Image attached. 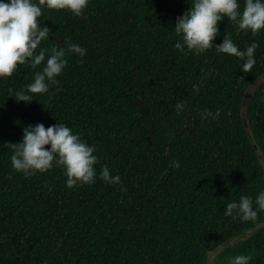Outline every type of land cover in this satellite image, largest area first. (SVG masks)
Wrapping results in <instances>:
<instances>
[{"label": "trees", "instance_id": "obj_1", "mask_svg": "<svg viewBox=\"0 0 264 264\" xmlns=\"http://www.w3.org/2000/svg\"><path fill=\"white\" fill-rule=\"evenodd\" d=\"M190 2L90 0L80 17L43 9L42 46L71 41L87 54L68 55L59 84L27 104L15 92L40 67L0 79V264H211L213 253L215 264L239 254L264 264V212L247 222L224 215L264 190V31L218 23L214 44L225 34L241 50L259 44L248 73L215 45L182 54L174 27ZM61 121L119 184L69 188L62 167L12 168L9 144L25 127Z\"/></svg>", "mask_w": 264, "mask_h": 264}, {"label": "clouds", "instance_id": "obj_2", "mask_svg": "<svg viewBox=\"0 0 264 264\" xmlns=\"http://www.w3.org/2000/svg\"><path fill=\"white\" fill-rule=\"evenodd\" d=\"M90 0H0V79L11 77L18 66L24 65L36 71L32 81L25 88L16 91L14 98L26 104L34 95L50 92L59 84V77L67 67L68 55L84 57L87 49L71 41L66 47H43L49 40L51 29L42 25L40 19L43 9L66 10L76 17L83 15ZM191 7L176 18L174 31L179 37L174 47L182 54L204 53L215 45L218 53L238 58L241 71L250 72L255 64V52L259 44L254 40L246 49L241 50L227 35L219 45L214 44L220 35L218 23L227 18L244 33L256 36L264 31V0H191ZM11 91V90H10ZM178 112L183 103L175 105ZM203 118L212 116L205 112ZM215 118V117H213ZM13 150L11 166L25 176L37 172H47L53 166L62 167L67 176L66 185L71 188L77 184H93L99 178L108 185L119 184V175H111L107 165L99 172L96 165L99 157L97 148L82 139L79 133L64 122L47 128L43 123L28 125L23 129L21 142L9 144ZM49 146V147H45ZM179 168L180 162L173 161ZM264 212V190L258 191L253 199L242 195L238 201L225 205L224 215L242 222L255 221ZM250 255L239 254L231 257L228 264H250Z\"/></svg>", "mask_w": 264, "mask_h": 264}, {"label": "rangeland", "instance_id": "obj_3", "mask_svg": "<svg viewBox=\"0 0 264 264\" xmlns=\"http://www.w3.org/2000/svg\"><path fill=\"white\" fill-rule=\"evenodd\" d=\"M253 90V89H252ZM251 93V92H250ZM217 255V253H213V254H211L210 255V258H209V260H210V263L211 264H215L216 263V256Z\"/></svg>", "mask_w": 264, "mask_h": 264}]
</instances>
